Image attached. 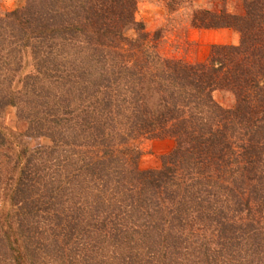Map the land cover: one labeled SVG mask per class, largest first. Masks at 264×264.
Instances as JSON below:
<instances>
[{
	"label": "trees",
	"instance_id": "obj_1",
	"mask_svg": "<svg viewBox=\"0 0 264 264\" xmlns=\"http://www.w3.org/2000/svg\"><path fill=\"white\" fill-rule=\"evenodd\" d=\"M139 1L0 17V264H264V0H156L239 34L196 63L160 55ZM140 139L174 147L140 170Z\"/></svg>",
	"mask_w": 264,
	"mask_h": 264
},
{
	"label": "rangeland",
	"instance_id": "obj_2",
	"mask_svg": "<svg viewBox=\"0 0 264 264\" xmlns=\"http://www.w3.org/2000/svg\"><path fill=\"white\" fill-rule=\"evenodd\" d=\"M205 3V2H204ZM26 0H0V17L25 6ZM207 6V4H204ZM210 6V5H209ZM234 9V8H233ZM230 10H232L230 8ZM235 10L239 11V8ZM187 11H181L168 16L162 3L156 0H140L136 19L144 23L145 31L153 34L160 30L163 33L158 42V51L166 59H182L189 63L203 62L209 55L212 45H238L240 36L230 29L196 30L188 26ZM133 37V33L128 34ZM217 102L228 106L232 98L225 93H215ZM4 124L13 131L20 132L23 126L17 120L16 110L7 108L2 116ZM40 145L48 146L50 142L43 138ZM139 149L141 156L138 160L140 170H150L160 167L161 156L169 153L174 147L172 140L140 139L132 144ZM7 200H1L0 209L7 208Z\"/></svg>",
	"mask_w": 264,
	"mask_h": 264
}]
</instances>
